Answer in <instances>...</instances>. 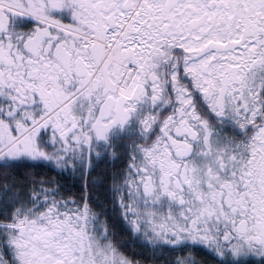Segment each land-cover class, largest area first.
Instances as JSON below:
<instances>
[{
    "label": "snow or ice",
    "instance_id": "6c2138e0",
    "mask_svg": "<svg viewBox=\"0 0 264 264\" xmlns=\"http://www.w3.org/2000/svg\"><path fill=\"white\" fill-rule=\"evenodd\" d=\"M0 264H264V0H0Z\"/></svg>",
    "mask_w": 264,
    "mask_h": 264
}]
</instances>
